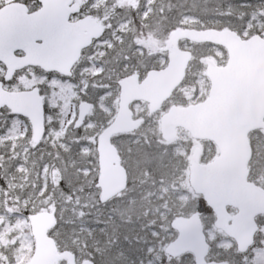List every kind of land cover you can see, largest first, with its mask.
Returning <instances> with one entry per match:
<instances>
[{
	"label": "snow or ice",
	"instance_id": "snow-or-ice-1",
	"mask_svg": "<svg viewBox=\"0 0 264 264\" xmlns=\"http://www.w3.org/2000/svg\"><path fill=\"white\" fill-rule=\"evenodd\" d=\"M19 3L34 0H0V6ZM95 4L88 0L85 7L106 18V27L79 71L65 77L75 86L67 99L76 101L68 126L58 118L63 112L56 100L44 107V134L56 139L51 151H41L39 171L51 168L58 179L29 180V150L22 156L15 144L21 135L16 114L0 107V264H32L34 216L51 209L57 222L48 235L59 239L68 224L57 197L79 202L81 194L92 203L83 205L80 217L95 216L96 225L81 230L91 239L80 252L83 264H264V207L225 204L189 171L185 157L193 141L177 144L161 126V116L184 101L185 81L159 102L150 98L153 79L166 77L178 57L187 54L196 71L198 55L211 51L198 46L215 44L197 37L232 32L264 38V0H103L91 8ZM128 82L140 94L127 95ZM5 85H18L16 76L0 74ZM31 135L29 128L25 139ZM248 147V181L264 189V167L253 170L251 155L258 164L264 160V133L250 135ZM105 149L123 173L122 185L110 192L101 175ZM215 156L214 143L202 146V163Z\"/></svg>",
	"mask_w": 264,
	"mask_h": 264
},
{
	"label": "water",
	"instance_id": "water-1",
	"mask_svg": "<svg viewBox=\"0 0 264 264\" xmlns=\"http://www.w3.org/2000/svg\"><path fill=\"white\" fill-rule=\"evenodd\" d=\"M72 1L40 0L42 7L31 13L22 3L0 8V62L7 68V77L28 66L66 76L72 74L82 49L104 31L90 16L70 23L71 13L80 8L77 4L70 7ZM197 39L213 40L226 47L228 63L218 67L207 59V75L212 83L209 97L199 104L172 106L162 116L161 126L170 140L177 137V128L182 127L194 138L216 144L219 155L205 164L200 162L201 149H195L190 172L209 183L225 204L238 209L264 207V189L248 181L249 134L264 130V38L243 39L232 32H221ZM20 51L24 55L16 54ZM189 62L190 57L184 54L177 58L166 77L154 78L150 98L156 102L166 98L184 79ZM125 90L129 96L140 94L134 82H128ZM3 106L26 116L33 128V141H41L45 122L38 88L12 92L0 87V107ZM80 109L86 111L87 106L80 105ZM101 175L105 191H114L122 185L123 173L110 149H105ZM56 222L51 211L40 212L31 221L35 238L32 264H58L62 260L77 264L76 255L70 250L59 251L55 239L48 235Z\"/></svg>",
	"mask_w": 264,
	"mask_h": 264
},
{
	"label": "rangeland",
	"instance_id": "rangeland-1",
	"mask_svg": "<svg viewBox=\"0 0 264 264\" xmlns=\"http://www.w3.org/2000/svg\"><path fill=\"white\" fill-rule=\"evenodd\" d=\"M103 0H97V5L101 4ZM98 43V42H97ZM208 47H211V51H202L201 54L198 55L197 62H196V71H192L191 67L189 70L188 78L185 80L184 86L181 89V91L185 95V99L183 102H178L177 105H187L189 103H195L198 101H201L206 98L209 92V81L206 77L205 70H206V63L205 60L208 57H211L215 60H223V52L219 50L218 47L214 46H207V45H199L198 49H206ZM96 50V45L91 49ZM88 55V54H87ZM86 58V57H85ZM85 58L83 60V63H85ZM0 72L4 74L5 69L0 66ZM16 80L18 82V85L16 86H7L8 88L12 90H18V89H28L32 88L34 86H38L41 89H44L45 86L48 87V91L41 92L44 98V105L46 103L48 105L52 104L53 100H56L58 103V107L63 112L62 117H58L64 121L65 127L68 126V120H69V114L75 111L76 107V101L71 100L69 101L67 99L68 94L74 89V84L72 81H68L66 79H63L59 77L58 75H54L52 77H49L48 74L41 73L40 71H33L30 70L28 73L25 74H19L16 77ZM185 93H190V95H187ZM7 109V108H6ZM9 110V109H8ZM162 117V116H161ZM16 124L20 127L21 135L15 140V144L18 146V148L21 151V155L24 156L25 149H28L27 156L29 159L28 167L30 169L29 173V180H35L38 181L40 178H43L44 180H53L58 179V176H55L53 170L51 168L45 170L43 173L39 171V166L41 163L40 160V153L41 151L47 152L51 151L48 144L51 143L52 140H55L56 137L52 136L49 138L47 135L44 136L45 141H48V143L41 144L39 147L33 149L32 146L35 145L32 141L33 132L30 138L25 139L24 133L29 130V128L32 131L30 122L27 118L17 116L15 117ZM161 120V118H160ZM49 117L46 114V124L48 127ZM264 133V132H261ZM257 134V133H256ZM256 134H253L256 135ZM192 140L193 141V148L196 146H200L202 149L203 145H206L208 142L206 141H196L194 140L188 131L184 129H178V138L174 141L178 144L181 140ZM216 147V146H215ZM191 151V153H192ZM35 152V155L32 153ZM218 153L217 147H216V154ZM188 163V169H189V163H190V156L185 157ZM207 156L205 157V160H207ZM44 160H49V157L47 155L44 156ZM32 161H36V168H32ZM253 170H256L260 167H264V160H261L259 164L257 163L256 156L254 154L253 156ZM57 200L59 202V210L63 213V219L65 220L66 224H68V227L62 228L61 232L63 235L56 239V242L60 249H69L76 253L77 256V263L80 264L83 260L81 259L80 252L84 249V243L86 240H89L91 242V239L87 236L86 231H81L82 229H88L89 226L93 229L96 228V225L94 223L95 216L92 217H80V212L83 210V205L85 203L91 204L92 201L88 198L86 194H81V200L78 202L75 198L72 199L68 203H64V198L57 197ZM95 238H99L98 235ZM31 242L34 243L35 246V240L32 235ZM35 248V247H34ZM33 254V253H32ZM31 254V256H32Z\"/></svg>",
	"mask_w": 264,
	"mask_h": 264
},
{
	"label": "flooded vegetation",
	"instance_id": "flooded-vegetation-1",
	"mask_svg": "<svg viewBox=\"0 0 264 264\" xmlns=\"http://www.w3.org/2000/svg\"><path fill=\"white\" fill-rule=\"evenodd\" d=\"M74 2L80 4L81 8H80V10H79L76 14H74V15L71 16V18H70L71 22H77V21H79L80 19H82V18H84V17H86V16H88V15H91V16H93L94 18L97 19V22H98L99 25H103L104 27H106V25H105V23H104V19H106V18L102 19V18H101L99 15H97L95 12H92L90 8H86V7H85V5H87V3H88V0H74ZM27 6H28V8H29L30 11H32V10H36V9H38V8L40 7V2H39V0H34V3L29 4V5H27ZM91 8H95L94 5H92ZM96 42H97V41H95L93 44H95ZM212 46H214V47H218L219 50L222 51L223 54H224V56H223V60H219V62H218V60H215V59H214V61L216 62V64H217L218 66H224V65H226L227 60H228V55H227L226 50L223 49V48H221V47H219V46H215V45H212ZM84 53H85V52L82 53V58H83V56H84ZM82 58H81V60H82ZM81 60H80V62H78V63L76 64V66L74 67V71H76V72L79 71L80 66H81ZM209 83H210L209 86L211 87V82H210V80H209ZM209 89H210V88H209ZM185 94L190 95V93H185ZM203 100H204V99H203ZM201 101H202V100H201ZM201 101H198V102H201ZM196 103H197V102H196ZM178 105H179V104H178ZM258 132H260V130H258Z\"/></svg>",
	"mask_w": 264,
	"mask_h": 264
}]
</instances>
